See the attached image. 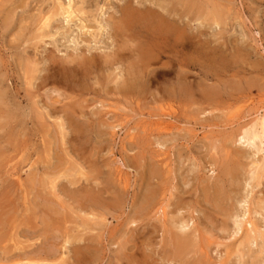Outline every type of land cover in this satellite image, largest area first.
I'll list each match as a JSON object with an SVG mask.
<instances>
[{
    "label": "rangeland",
    "instance_id": "obj_1",
    "mask_svg": "<svg viewBox=\"0 0 264 264\" xmlns=\"http://www.w3.org/2000/svg\"><path fill=\"white\" fill-rule=\"evenodd\" d=\"M20 1L0 0V264H264V155L237 140L264 113V0H88L66 35L61 17L41 26L56 0ZM127 1L171 31L136 24L116 40ZM122 38L131 50L84 95L56 82L61 58H112Z\"/></svg>",
    "mask_w": 264,
    "mask_h": 264
},
{
    "label": "bare ground",
    "instance_id": "obj_2",
    "mask_svg": "<svg viewBox=\"0 0 264 264\" xmlns=\"http://www.w3.org/2000/svg\"><path fill=\"white\" fill-rule=\"evenodd\" d=\"M23 0H21L20 2H22ZM80 1V5H78V6H76V4L73 2V0H67L66 2H61L60 0H56V4H55V6H54V9L52 10V11H50L46 16H44L43 17V15H42V20H40L41 21V26H48L47 28H49V25L53 22H55V21H57L58 19H59V17H61V18H63L64 19V21H65V26H62L61 28L62 29H65V35H66V32L68 33V31H70V29L72 28L71 27V23L74 21V19L75 18H77V14H81V15H87V11H84L83 9V5L85 4V3H87L88 2V0H79ZM158 1V0H157ZM182 1V3L181 4H183V3H186V2H184V0H177L176 2H178L179 4H180V2ZM187 1V0H186ZM188 3V2H187ZM22 5H24V3H21ZM20 4V5H21ZM79 4V3H78ZM171 4H172V2H171ZM167 5V4H166ZM188 5H190L189 3H188ZM26 6V5H25ZM160 6V5H159ZM179 6V5H178ZM85 7V6H84ZM174 7V6H173ZM190 7V6H189ZM180 8V7H179ZM170 9V8H169ZM169 9H167L168 10V12H170L169 11ZM98 10H99V8H98ZM102 10V9H101ZM167 10L165 9V12H167ZM181 10V9H180ZM13 11V10H12ZM157 11V10H156ZM155 10H153V9H151V8H143V9H139V7H135L134 5H133V3H132V1H127L126 2V4H124L121 8H120V17H119V19L117 20H114V19H112L113 20V24L111 23V28H112V36H114V38H116V40H117V37H122L124 34H125V32L126 33H128L127 31H129V32H132L133 30H132V28H133V26L134 25H136V24H140V25H142L141 27L142 28H145L146 29V31H147V33H149L148 34V36L149 35H154V36H156V37H158L159 35H158V32L159 33H162V34H164L165 32H167V28H169V24H170V26H172L171 25V23H174V22H171L170 23V21H168V18L167 17H169V16H164V15H162L161 13L162 12H156ZM182 11H184V10H182ZM185 11H187L186 9H185ZM184 11V12H185ZM167 12V13H168ZM181 12V11H180ZM185 13H187V12H185ZM8 14H10V13H8ZM46 14V13H45ZM170 14V13H169ZM174 14V13H173ZM91 15V14H90ZM186 15V14H185ZM9 16V15H8ZM113 16V15H112ZM181 16H183V13L181 14ZM216 16H218V15H216ZM14 17V16H13ZM32 17H33V15H32ZM171 17V16H170ZM34 18V17H33ZM30 19H31V17H30ZM40 19V18H39ZM39 19H38V21H39ZM85 19H86V17H85ZM174 19V18H173ZM34 20V19H33ZM60 20V19H59ZM77 20V19H76ZM101 20H102V18H101ZM31 21V20H30ZM79 21H81L80 20V18H79ZM8 21H6V23H7ZM58 22V21H57ZM36 23H37V20H36ZM89 23V22H88ZM15 24V23H14ZM28 24V23H27ZM30 26H31V24H29ZM51 25H54V24H51ZM50 25V26H51ZM139 25V26H140ZM175 25V27L177 26L176 24H174ZM36 26V24L34 25V27ZM38 26V25H37ZM108 26V25H107ZM39 27V26H38ZM64 27V28H63ZM101 27V26H100ZM137 27V26H136ZM178 27H180L181 28V26H178ZM20 28H23V27H20ZM26 28H27V25H26ZM52 28V27H51ZM59 29L58 30H60V27H58ZM77 28V27H76ZM92 28H93V25H92ZM92 28H89L88 26H87V24L86 23H84V22H81V24H79V31H83V33H84V35L86 36L87 35V33L86 32H89ZM95 28V27H94ZM172 28V27H171ZM34 28H32V30H33ZM38 29H41V28H38ZM38 29H36V30H38ZM90 29V30H89ZM177 29V28H176ZM182 29V28H181ZM30 30V27L28 28V31ZM132 30V31H131ZM136 30V29H135ZM133 31V32H136V31ZM169 30L171 31V29L169 28ZM172 30H174L173 28H172ZM183 30H185V28L183 29ZM183 30H181L180 31V33L178 32V41H176V44L179 42L182 46H184V44H186L185 42L186 41H184L185 40V37H184V31ZM26 31V30H25ZM110 31V30H109ZM139 32H140V30H138ZM145 31V30H144ZM58 32V31H57ZM91 32V31H90ZM100 32V31H99ZM111 32V31H110ZM132 32V33H133ZM138 32V33H139ZM142 32V31H141ZM140 32V33H141ZM174 32V31H173ZM176 32V31H175ZM19 33H21V32H19ZM132 33H130V36L132 35ZM155 33H157V34H155ZM170 33V32H169ZM25 34V33H24ZM48 34V33H47ZM134 35H135V33H133ZM174 34V33H173ZM177 34V33H176ZM175 34V35H176ZM187 34V33H186ZM50 35V34H49ZM53 35V34H52ZM64 35V36H65ZM77 35V34H76ZM84 35H82V36H84ZM91 35V34H90ZM145 35H147L146 33H145ZM158 35V36H157ZM161 35V34H160ZM166 35V34H165ZM188 35V34H187ZM68 36V35H67ZM84 36V37H85ZM92 36H94V35H92ZM96 36H97V34H96ZM129 36V37H130ZM147 36V37H148ZM150 36V37H151ZM162 36V35H161ZM161 36H159V37H161ZM35 37H40V35H37V36H35ZM41 37H42V35H41ZM125 37V35L123 36V38ZM132 37V36H131ZM135 37V36H134ZM136 37H138V36H136ZM166 37V36H165ZM173 37V36H172ZM187 37V36H186ZM24 38H25V36H24ZM23 38V39H24ZM30 38V37H29ZM65 39L67 38V37H64ZM70 38V37H69ZM75 38H76V41L78 42V43H80V42H84V43H87V44H89V40H87L88 38H89V36H88V38L87 39H82V37H79V36H75ZM81 38V39H80ZM123 38H122V40H121V42L122 43H119V41H118V46H116L117 47V50H116V52L112 55V58H110L109 57V55H107V56H103V55H96V54H94V53H92L90 50L93 48H90V47H87V53H86V51L85 52H83V53H80V54H78V56H77V58H71V59H68V60H63V62H61L62 61V58H61V61H60V64L58 65V64H56V62H59L58 60H55L54 58H53V56H50V59H49V65H48V67L51 69V68H53L54 66H56V65H58L57 67H61V69H62V71L61 70H58V71H61V76L59 75V77H57L55 80H56V82L59 84V82H61L60 84H64V85H66V89H70V92L69 93H71V95H73V96H77V97H80V96H82V95H84V93L86 92V91H88V88L85 86V82H86V80H88L89 78V76L90 75H92L96 70H97V72L99 71H101V70H99V69H102L103 67L105 68V66L106 65H112L113 63H115L116 61H121L120 59H122V58H125V56L123 55V50L125 51L126 50V48H129V47H124L125 45H127V43L123 40ZM139 38V37H138ZM152 38H153V36H152ZM168 38H170V37H168ZM33 39V38H32ZM80 39V40H79ZM96 39V38H95ZM119 39V38H118ZM125 39V38H124ZM145 39V38H144ZM143 39V40H144ZM148 39V38H147ZM166 39V38H165ZM115 40V41H116ZM133 40V39H132ZM141 40V38L139 39V41ZM143 40H141V42H143L144 43V41ZM154 40V39H153ZM156 40V39H155ZM160 40V39H159ZM174 40H176V39H174ZM67 41H70V42H73L74 41V37L71 39V40H67ZM87 41V42H86ZM127 41H128V39H127ZM134 41H138V40H136L135 38H134ZM134 41H132V43H134ZM139 41H138V43H139ZM147 41V40H146ZM156 41H158V40H156ZM166 41H168V40H166ZM173 41V40H172ZM126 44H125V43ZM155 42V41H154ZM162 42V41H161ZM169 42V41H168ZM167 42V43H168ZM151 43L152 44H154L153 43V41H151ZM164 42H162V44H163ZM171 43V42H170ZM174 43V42H173ZM178 43V44H179ZM156 44V43H155ZM155 44H154V46H155ZM159 44V43H158ZM164 44H166V43H164ZM72 45V44H71ZM136 45V44H135ZM143 46V45H141L140 43L138 44V46ZM147 45V44H146ZM146 45H144L145 47L144 48H146L147 46ZM168 45V44H167ZM188 45V44H187ZM128 46V45H127ZM137 46V45H136ZM164 46H166V45H164ZM169 46H171V44L169 45ZM173 46H174V44H173ZM81 47V46H80ZM123 47L125 48V49H123ZM153 47V46H152ZM151 47V48H152ZM160 47V46H159ZM168 47V46H167ZM181 47V46H180ZM71 48V47H70ZM100 48V47H99ZM154 49H155V47H153ZM153 48H152V50H153ZM130 49V48H129ZM128 49V50H129ZM170 49H172V48H170ZM170 49H169V51H170ZM83 50V49H82ZM114 50V51H115ZM131 50V49H130ZM143 50V49H142ZM148 50H150V49H148ZM163 50V49H162ZM178 50V49H177ZM180 50V49H179ZM182 50V49H181ZM135 51H138L137 49L136 50H134V52ZM164 51V50H163ZM167 51V50H166ZM174 51V50H173ZM183 51L184 50H182V53H183ZM126 52V51H125ZM154 52H156L155 50H154ZM88 53H89V55H88ZM131 53H133V50L131 51ZM158 53V52H157ZM135 54V53H134ZM142 54V53H141ZM159 54V53H158ZM132 55V54H131ZM155 55V54H154ZM153 55V56H154ZM157 55V54H156ZM155 55V56H156ZM111 56V55H110ZM128 57H129V55H127ZM180 56H182V54L180 55ZM48 57V56H47ZM110 59H109V58ZM136 57H140V55H136ZM158 57V56H157ZM127 58V57H126ZM57 59H59V58H57ZM182 59V58H181ZM183 59H186V58H183ZM182 59V60H183ZM27 60V59H26ZM169 60V59H168ZM76 62V64L75 65H71V63L72 62ZM154 61V60H153ZM183 61H185V60H183ZM182 61V62H183ZM124 62V61H123ZM137 62V61H136ZM149 62H151V59L149 60ZM24 63L26 64V62L24 61ZM117 63V62H116ZM144 63V62H143ZM184 63V62H183ZM118 64V63H117ZM134 64H136V63H133L132 65H133V68H137V66L136 67H134ZM151 64V63H150ZM37 65V64H36ZM129 65V64H128ZM131 65V64H130ZM137 65V64H136ZM183 65V64H182ZM182 65H180V67L182 66ZM32 66V65H31ZM114 66V65H113ZM130 67H132V66H130ZM142 67V66H141ZM30 68V67H29ZM45 68H46V65H45ZM127 68V67H126ZM25 69L27 70L28 68H26V66H25ZM24 69V71H26ZM31 69V68H30ZM29 69V70H30ZM52 70V69H51ZM53 70H55V68L53 69ZM127 70H130V69H128L127 68ZM134 70V69H133ZM138 70V69H137ZM48 71V70H47ZM131 72H132V69L130 70ZM142 71V70H141ZM143 71H144V69H143ZM28 72V71H27ZM26 72V73H27ZM35 72H36V70H35ZM140 72V71H139ZM49 73V72H48ZM58 74V73H57ZM59 74H60V72H59ZM142 74H143V72H142ZM46 75V74H45ZM123 75V74H122ZM135 75V74H134ZM43 76V75H42ZM142 75H140V77H141ZM2 77V76H1ZM27 77V76H26ZM133 77V76H132ZM143 77V76H142ZM47 78H50V79H52V77L51 76H49V75H47L46 77H45V79H47ZM88 78V79H87ZM1 79H3V78H1ZM41 79V78H40ZM43 79V78H42ZM134 79V78H133ZM137 79H139V77L137 78ZM179 79V78H178ZM28 80H30V78L28 79ZM53 80V79H52ZM123 80H125V79H123ZM140 80V79H139ZM2 81V80H1ZM4 81H5V79H4ZM42 81V80H41ZM137 81V80H136ZM136 81H133V80H131V81H128V79H127V81L126 82H136ZM3 82V81H2ZM44 82V81H43ZM42 82V83H43ZM1 83V82H0ZM33 83V82H32ZM128 83V84H129ZM183 83V82H182ZM2 84V83H1ZM0 84V86L2 87V85ZM4 84V83H3ZM28 84H30V83H28ZM33 85V84H32ZM130 85H134V84H131L130 83ZM129 85V86H130ZM62 86V85H61ZM124 86V85H123ZM128 85H126L125 87H127ZM136 86V85H135ZM135 86L133 87V88H135ZM4 87V86H3ZM55 87V86H54ZM117 87H119V86H117ZM181 87V86H180ZM183 87V86H182ZM5 88V87H4ZM53 88V87H52ZM51 88V89H52ZM64 88V87H63ZM129 88V87H128ZM179 88V87H178ZM184 88H186L185 86H184ZM36 89V88H35ZM57 89V88H56ZM55 88H54V90L52 91L53 93H55V91H57L58 92V95H62V94H64L62 91L60 92L58 89L56 90ZM62 89V88H61ZM126 88H124V90H125ZM181 89H183V88H181ZM4 90V89H3ZM3 90H1V92H0V99H2L3 98V96H4V98H5V96L6 95H4V93H2V91ZM111 91V90H110ZM123 91V90H122ZM125 91H128V90H125ZM124 91V92H125ZM184 91H185V89H184ZM183 90L180 92V89H179V92H178V94L180 95H182V92H184ZM8 92V91H7ZM6 92V93H7ZM117 92V91H116ZM129 92L130 93H133V92H131V90H129ZM134 94H135V92H134ZM184 94H185V92H184ZM121 95H122V93H121ZM133 95V94H132ZM9 96H12V95H10L9 94ZM56 96V95H55ZM65 96V95H64ZM70 96V95H69ZM120 96V95H119ZM129 96V95H128ZM133 96H135V95H133ZM173 96H176L175 94L173 95ZM52 97V96H51ZM61 97V96H60ZM122 97V96H121ZM131 97V96H130ZM179 97V96H178ZM181 97V96H180ZM183 97V96H182ZM181 97V98H182ZM8 98V97H7ZM6 98V99H7ZM125 98H126V96H125ZM124 98V99H125ZM176 98V97H175ZM127 99V98H126ZM173 99V98H172ZM177 99V98H176ZM175 99V100H176ZM50 100V99H49ZM60 100V99H59ZM61 100H62V98H61ZM69 100V99H68ZM9 101V100H8ZM8 101H6V102H8ZM170 101V100H169ZM172 101V100H171ZM170 101V102H171ZM174 101V100H173ZM172 101V102H173ZM1 102V101H0ZM10 102V101H9ZM54 103L55 102H58V100L57 99H54V101H53ZM64 102H66V101H64ZM171 102V103H172ZM179 102V101H178ZM242 102V101H241ZM72 103V102H71ZM166 103V102H165ZM168 104H169V102H167ZM179 103H181V101L179 102ZM178 103V104H179ZM3 104H4V102H3ZM173 104V103H172ZM51 105V104H50ZM69 105V104H68ZM75 105V104H74ZM175 105V104H174ZM177 105V104H176ZM5 106V105H4ZM6 106H8L7 104H6ZM5 106V107H6ZM52 106V105H51ZM172 105H170V107H171ZM178 106V105H177ZM177 106H176V108H177ZM180 106V105H179ZM168 107V106H167ZM2 108H3V105H2ZM58 108H60V107H58ZM66 108V107H65ZM157 108V107H156ZM169 108V107H168ZM175 108V107H174ZM62 109H63V107H62ZM72 109V108H71ZM171 109V108H170ZM169 109V110H170ZM172 109H173V107H172ZM15 110V109H14ZM57 110V109H56ZM76 111H77V109H75ZM175 110V109H174ZM174 110H173V112H174ZM13 111V110H12ZM11 111V112H12ZM52 111H53V108H52ZM64 111V110H63ZM66 111H67V109H66ZM163 112V114H164V108H162V110H160V112ZM172 111V110H171ZM67 112H69V110L67 111ZM67 112H66V114H67ZM172 112V113H173ZM5 113V112H4ZM7 113V112H6ZM10 113V112H9ZM8 113V114H9ZM14 113H16V112H14ZM262 113V112H261ZM11 114V113H10ZM65 114V115H66ZM70 114V113H69ZM68 114V115H69ZM174 114V113H173ZM15 115V114H14ZM83 115V114H82ZM170 115V114H169ZM172 115V114H171ZM71 116H72V114H71ZM70 116V117H71ZM75 116V115H74ZM79 116H81V114L79 115ZM69 117V118H70ZM73 117V116H72ZM76 117V116H75ZM74 117V118H75ZM60 118V117H59ZM13 119V118H12ZM73 119V118H72ZM76 119V118H75ZM78 119V118H77ZM76 119V120H77ZM11 120V119H10ZM9 120V121H10ZM71 120V118L69 119V124L70 123H73L74 121H70ZM166 121V120H165ZM164 121V122H165ZM13 122V121H12ZM26 122V121H25ZM62 122V121H61ZM78 122H79V120H78ZM81 122V121H80ZM76 123H77V121H76ZM76 123H73V125L75 124V127L77 126L76 125ZM158 123V122H157ZM5 124V123H4ZM23 124V123H22ZM59 124V123H58ZM86 124V123H85ZM84 123L83 124H81V126L82 125H85ZM165 124H167V122L165 123ZM249 124V123H248ZM247 124V126L245 127L244 126V128L242 129V131L238 134V139L237 140H239V142H246V143H248V144H251L252 146H256L257 148V150L258 151H260V152H262L263 153V155H264V113H262L259 117H256V119L255 120H253V122L252 123H250L249 125ZM62 125H64V124H61V127H62ZM72 125V124H71ZM72 125V126H73ZM174 125V124H173ZM72 126H71V129H72ZM111 126V125H110ZM163 126V125H162ZM163 127H165V130L166 129H170V128H172L173 126H171V124L169 123V124H167V125H165V126H163ZM64 128V127H63ZM81 128V127H80ZM79 127H78V129H80ZM162 130V129H161ZM160 130V131H161ZM173 130V129H172ZM74 131V130H73ZM75 131H78L77 130V128L75 129ZM80 131H81V129H80ZM167 131V130H166ZM80 133V132H79ZM165 134V133H164ZM163 134V135H164ZM166 134H168V133H166ZM257 143V144H256ZM257 152V151H256ZM262 155V156H263ZM262 160L264 159V156H263V158H261ZM264 163V162H263ZM258 165V164H257ZM261 168H262V166H261ZM256 169V168H255ZM254 169V170H255ZM253 172V171H252ZM255 172V171H254ZM258 173V172H257ZM65 174V173H64ZM59 175V174H58ZM61 175V174H60ZM254 175V174H253ZM254 176H256V175H254ZM253 176V177H254ZM51 177V176H50ZM59 177V176H58ZM250 179H252V178H250ZM49 181H50V179H49ZM55 183V182H54ZM72 183V182H71ZM59 184V183H58ZM57 184V185H58ZM56 185V184H55ZM54 185V186H55ZM62 185V184H61ZM56 187V186H55ZM54 188V187H53ZM57 190V189H56ZM55 190V191H56ZM55 195V194H54ZM162 207V206H161ZM160 207V210H161V213H162V215L163 216H165V213L167 212V211H165V209L162 207L161 208ZM166 207V206H165ZM246 214H247V212H246ZM93 215H94V213H93ZM97 216V215H96ZM245 216V215H244ZM250 216V215H249ZM98 217V216H97ZM246 217V216H245ZM249 218V217H248ZM245 219V218H244ZM97 220V219H96ZM248 221V220H247ZM244 222V221H243ZM246 222V221H245ZM186 224V223H185ZM239 224V223H238ZM243 225V223L241 224V226ZM247 225V224H246ZM86 226V225H85ZM186 227L185 225H184V222H183V225L181 226V227ZM239 226L240 225H237V229L239 230ZM244 226V225H243ZM180 227V228H181ZM243 228V227H242ZM241 228V229H242ZM248 229H249V227H248ZM256 231V230H255ZM257 235V234H256ZM252 240V239H251ZM250 240V241H251ZM175 241H176V246H177V249L180 251V252H183L184 250H185V248H187V247H185L187 244H188V242H189V240H187L186 238H184V237H182V236H177L176 237V239H175ZM176 249V248H175ZM176 249V250H177ZM178 250H177V252H178ZM207 254V253H206Z\"/></svg>",
    "mask_w": 264,
    "mask_h": 264
}]
</instances>
